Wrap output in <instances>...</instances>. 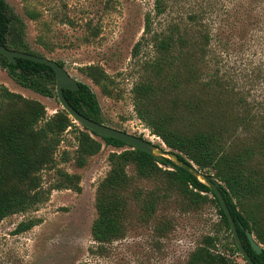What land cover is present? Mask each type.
<instances>
[{"label":"trees","instance_id":"16d2710c","mask_svg":"<svg viewBox=\"0 0 264 264\" xmlns=\"http://www.w3.org/2000/svg\"><path fill=\"white\" fill-rule=\"evenodd\" d=\"M232 1L226 16L220 17L219 30L210 22V16L219 10L212 2L167 19L159 31H154L148 16L142 40L153 33L150 43L155 55L140 61L142 73L132 94L137 117L151 134L177 151L182 160L221 183L244 248L257 264H264V96L257 92L259 86L264 89V60H249L241 70L245 83H240L227 64L230 50L237 45L231 43L234 38L240 41L238 48L245 47L250 35L264 40V0ZM156 3L161 15L172 8L169 0ZM26 27L10 4L0 0V43L44 56L27 40ZM216 39L221 41L222 52L216 51ZM142 40L135 45V55ZM0 64L23 87L49 97L57 95L56 73L51 66L24 58L13 63L2 53ZM83 70L98 83L107 77L98 65ZM79 84L77 90L64 89L68 101L85 116L106 124L96 93L89 84ZM70 127L75 128V158L80 166L86 165L104 144L115 148L109 155L110 170L98 186V216L91 229L100 248L125 237L133 202H138L145 220L153 218L158 210L162 195L135 186L132 168L137 178L162 182L192 207L208 202L217 206L231 242L221 247L220 235L209 233L185 264H249L230 254V250L238 254L240 249L228 218L213 189L196 175L170 158L158 159L79 125L64 108L47 117L42 102L25 98L4 85H0V222L47 199L41 173L54 167L57 150ZM59 176L51 189H79V175L59 170ZM34 225V221L21 223L18 231ZM247 231H252L263 245L261 253L252 246Z\"/></svg>","mask_w":264,"mask_h":264},{"label":"rangeland","instance_id":"374dc122","mask_svg":"<svg viewBox=\"0 0 264 264\" xmlns=\"http://www.w3.org/2000/svg\"><path fill=\"white\" fill-rule=\"evenodd\" d=\"M6 1L26 22V37L35 51L64 62L73 77L91 86L107 125L142 135L163 146L162 139L152 135L137 117L132 94L142 73L140 61L155 55L150 43L153 33L142 40L147 17H151L154 31H159L167 19L186 15L191 7L212 2L219 10L210 16V22L218 29L221 15L225 14L224 18L233 6L232 0H169L172 8L161 15L156 0ZM140 40L143 45L135 55V45ZM232 42L237 45L230 50L227 64L240 83H245L241 70L250 59L264 60V40L250 35L244 48H238L237 38ZM213 44L217 52H222L221 41L216 39ZM88 65L100 66L107 77L100 83L94 81L83 70ZM0 85L42 102L47 107V117L63 108L57 95L49 97L23 87L1 64ZM260 87L257 92L262 97L264 89ZM249 88L246 84V89ZM74 129L70 127L64 133L54 167L41 173L47 199L0 222V264H185L190 253L209 233L220 235L221 247L231 242L214 202L192 207L188 200L168 190L162 182L137 178L131 168L135 186L162 195L158 210L153 218L145 220L138 202H133L125 237L100 248L91 229L98 216V186L110 170L109 155L115 148L104 144L86 165L80 166L75 158ZM59 170L79 175V189H51L60 180ZM31 221L35 222L33 227L18 231L21 223ZM230 254L243 261L241 253L230 250Z\"/></svg>","mask_w":264,"mask_h":264},{"label":"water","instance_id":"95a60500","mask_svg":"<svg viewBox=\"0 0 264 264\" xmlns=\"http://www.w3.org/2000/svg\"><path fill=\"white\" fill-rule=\"evenodd\" d=\"M0 53L4 54L10 61L13 63H17L18 58H24L33 60L39 63H44L49 66H51L55 73H56V91L57 96L62 104V107L68 111V113L81 125L87 127L91 131L97 132L101 136H107V137H115L119 140L124 141L128 145L133 146L134 148H138L144 151L149 152L150 154L154 155L158 159H163L164 157L172 159L176 164L180 165L181 167L185 168L187 171L193 173L196 175L202 182L209 185L214 193L216 194L217 198L219 199V202L221 204L222 209L224 210L228 221L231 226V230L233 232V236L235 237L236 243L240 249V253L243 256V258L249 263V264H257L250 254L246 251L244 248L242 241L239 236V232L235 223V220L232 216L230 207L228 205V202L224 196V192L221 187V183L215 179L213 176L208 177L205 173L201 172L195 165H190L184 160H182L177 151H174L167 147V145L164 143L163 145L155 144L149 139H146L145 137L130 133L125 130L117 129L115 127L109 126L107 124L98 122L96 120H93L81 112H79L76 108L72 106V104L68 101L64 94V89H70V90H77L80 87L79 81L73 77L70 72L63 66L59 61L49 58L47 56H42L26 51H21L17 49L9 48L3 44L0 43ZM248 239L250 240L252 246L254 249L261 253L263 251V245L260 244L252 231H247Z\"/></svg>","mask_w":264,"mask_h":264},{"label":"bare ground","instance_id":"6f19581e","mask_svg":"<svg viewBox=\"0 0 264 264\" xmlns=\"http://www.w3.org/2000/svg\"><path fill=\"white\" fill-rule=\"evenodd\" d=\"M158 141H161V140H158Z\"/></svg>","mask_w":264,"mask_h":264}]
</instances>
